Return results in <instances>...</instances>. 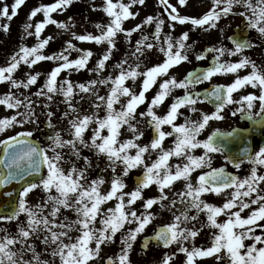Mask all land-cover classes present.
Masks as SVG:
<instances>
[{
  "label": "snow or ice",
  "instance_id": "obj_1",
  "mask_svg": "<svg viewBox=\"0 0 264 264\" xmlns=\"http://www.w3.org/2000/svg\"><path fill=\"white\" fill-rule=\"evenodd\" d=\"M73 2L74 0H55L54 3L34 8L29 13V20L38 13H43L45 19L35 25L26 23L24 30L28 36L34 35L37 43L32 47L21 46L10 57L7 66H0V84L7 83L10 89L0 95V105L7 110H16L14 114L0 118V133H5L17 125L39 122L31 97L22 92L19 95L17 93L20 89H30L36 85L41 73L27 72L24 79H17L14 74L22 64L31 69L41 61L59 62L47 74L43 86L34 95L46 97L48 101H52L55 95H60L68 109L63 113L68 119L67 138L62 131L56 130V125L52 122L55 113L49 110L46 113L47 127L52 130V134L47 136V146L34 143V132L31 130L21 131L0 140V148L3 149V158L0 159V188L5 189L0 192V196L7 197L6 201L0 203V222H16L15 233L0 228V232L5 233L0 236V264H54L57 258L60 264H91L100 258L102 246L116 242L117 233H121L120 251L109 256L106 264H132L130 256L133 245L155 218L152 209L157 204L161 209L167 208L172 212L173 221L160 228L155 235L146 237L142 247L148 249L151 242L165 248L176 245L174 252L164 254L161 264H173L178 253L184 254L183 264H197L198 259L213 255L217 261L225 260L227 264H264V223H260L264 221V147L254 153L245 149L253 167L249 175L241 178L226 172L222 167L212 168L211 157L212 153H224L218 137L239 136L242 134L241 130L224 133L217 129L204 140L198 138L210 121L225 118L223 109L227 104L240 105L232 115L240 112L249 120L259 117L257 122L264 124V68L249 60L247 56H242L238 62L221 61L226 54L242 55L246 49L257 45L242 32H237L228 37L234 45L233 48L229 49L220 44L196 53L197 60L207 59L209 53L215 54L207 68L190 71L183 79L169 75L170 69L185 62L191 63L189 53L193 52L196 42L189 43L190 31L196 28L204 31L215 29L224 16H244L245 27L255 29L264 37V0H213L211 9L199 18L181 15L178 7L170 3V0H159L168 17L167 33H164L166 21L162 14L147 16L132 29L124 28L126 20L139 15L130 9L136 4L144 5L145 0H130L127 4L123 3V0H116L115 3L113 0H104L101 10L111 19L107 24L96 25L101 30L100 34L72 33L76 40L108 45L95 66L88 69L97 73L98 78L75 84L67 78L58 82V77L65 71L78 72L88 68L93 52L78 49L68 41L60 52L45 55L43 50L53 37L41 38L43 30L49 24L65 31L70 30L69 24L55 20L52 13L66 11ZM24 4L25 0H14L11 6L5 3L0 7V19L6 17L11 21ZM186 4L187 0H178L179 6ZM236 6L245 11L234 12ZM93 10H96L95 6ZM153 23L154 42L142 33L145 25ZM177 23L190 24L192 29L182 32L179 36H173L172 32L175 31ZM0 27L7 32L9 25ZM33 27L34 32L29 31ZM134 32H141V38L135 42L134 50L129 54V57L136 58L135 61L129 63V57H125L112 65L114 69L119 70L118 74L103 77L101 74L108 67L107 62L111 60L117 47L118 35L123 34L131 45ZM153 49L163 54L164 61L147 68L146 71H140V59ZM72 51L80 53L78 58L70 59ZM249 65L252 71L248 75H237L229 85L214 84L211 90H205L204 99L215 102L213 113H203L199 120L185 118L183 123H176L177 119L184 115L180 111L182 107H189L192 112L197 111L196 105L201 93L194 91L196 85L211 82L217 75L237 73L239 69ZM139 77H143V81L142 88L137 93L126 86V81H135ZM158 77L167 78L161 80L159 89L148 101L147 110L137 113L138 107L147 100L145 93L156 84ZM98 85L109 86L105 95L99 94ZM246 85L259 88L260 94H245L234 100L233 93ZM176 89H183L184 95L174 97L166 115H158L155 109ZM77 96L80 100L89 101L90 111H85L79 101L73 103ZM123 97L127 98L124 102ZM257 103L260 111L254 114L252 109ZM116 105H119V108L115 107ZM21 107L25 111L20 112ZM45 107L50 108V105ZM101 111L104 112L103 116L100 115ZM138 116L149 118L146 126L152 129V139L148 144L142 145L138 142L144 136V131L138 127ZM165 125L170 126L171 130L165 131ZM124 126L132 133L130 139H120ZM89 132L90 135H86ZM167 137H175L173 147H164ZM64 149H68L71 156L83 160L84 166L77 167L73 162L70 169L65 171L62 166ZM82 149L94 151L96 156L106 158L104 171L111 170L110 189L106 193L101 190L106 183L103 174L89 179L93 161L82 154ZM196 149H203V154L195 155ZM151 152H158V156L149 164L145 160V154ZM173 157L183 162L170 164L169 161ZM226 160L237 169L243 163L237 157L226 156ZM140 167L144 170L143 174L135 178L134 188L125 192L124 189L128 187L125 177H128L133 169ZM204 167L211 170L202 172L194 180L193 173ZM117 168L121 169L119 174ZM14 182L19 185L15 192L7 188ZM177 182H182V189L176 191V198L169 199L168 193ZM153 184L157 186L159 195L146 198L144 190ZM36 189L45 193V199L32 204L28 196ZM227 189H232L230 198L222 206L208 203L203 198L209 193L221 195L222 191ZM113 199L117 201L115 207L105 209L103 205ZM137 201H142L143 211L134 207ZM253 205L256 207L253 208ZM244 209H251L247 217L241 216ZM66 211L72 212L75 218L70 219L65 214ZM193 211L195 214H192ZM201 213L206 216L204 221L200 219ZM221 214L227 216L224 222H218L217 218ZM21 216L24 217L22 221ZM97 224L100 226L97 227ZM126 225L135 227L123 231ZM205 228L217 229L218 232L212 233L210 247H198L196 238ZM257 228L262 234H256ZM72 232L79 234L73 237ZM37 240L43 245L40 251L37 250ZM246 240L253 243L246 244ZM221 252L223 255H220ZM46 254L51 259L43 258Z\"/></svg>",
  "mask_w": 264,
  "mask_h": 264
},
{
  "label": "rangeland",
  "instance_id": "obj_2",
  "mask_svg": "<svg viewBox=\"0 0 264 264\" xmlns=\"http://www.w3.org/2000/svg\"><path fill=\"white\" fill-rule=\"evenodd\" d=\"M14 2V0H0V7H2L5 3H7L9 6ZM55 0H25V4L20 7L18 10V14L13 17L11 21H8L7 18L0 19V26H3L4 24H8L9 28L8 31H3L2 27H0V49H4L5 52H1L0 54V66H7L10 57L19 50L21 46H29L32 47L37 43V38L32 35L28 36L25 33L24 25L26 23H31L35 25L36 23L43 21L45 19L43 13H38L36 17L29 20V13L36 7L41 5H47L54 3ZM115 3L116 0H113ZM130 0H123V3L127 4ZM170 3L173 5H176L178 7V11L181 13V15H188L190 17L199 18L203 14H205L207 11H209L212 7L213 0H187L186 6H179L178 0H170ZM95 6L96 10H93V7ZM104 6V0H74L73 4L64 12H54L52 13V17L57 21H63L70 26L69 31H65L63 29L58 28L56 25L49 24L46 26V28L43 30L41 34V38H45L48 36L53 37V39L49 42V44L46 46V48L43 50L45 55H51L53 53L60 52L66 47V42L71 41L72 44L76 45L78 49L83 50H91L93 52V56L89 59L88 62V68L82 69L80 71H71V72H62L60 76L58 77V82L60 80H63L65 78L70 79L74 84L75 83H85L91 79H96L97 73L91 72L88 69L93 68L97 62L98 59L101 58V56L104 54V52L107 50L108 45L106 43L97 44L95 42H88V41H79L73 38L72 33H76L77 35H84V34H92V35H99L100 29L96 27L97 24H107L110 21V17L106 15L105 12H103L101 9ZM133 12H138L139 15L136 16L134 19L129 18L124 22V28L126 29H132L137 24H140L143 22V20L147 16H160L162 14V18L165 19L166 23L164 26V33L169 32L168 28V17L167 13L164 12L163 6L159 3V0H145L144 5L136 4L131 9ZM234 12L240 13L245 11L242 7L236 6L233 9ZM11 12V7H10ZM71 18V19H70ZM245 19L244 16L236 14V15H228L224 16L220 19L218 22V26L215 29H209L208 31H204L203 29L196 28L192 29V25L185 24L180 25L177 23L175 31L172 33H182L184 31H190V33H233V30L235 28L240 27V24L242 23V20ZM207 27V26H206ZM34 27L32 29H29V31L34 32ZM222 30V31H221ZM144 31H148L149 33H152L155 31V24L151 25H145V27L142 29V33ZM138 33L141 32H134V35H136V41L139 38ZM135 40H131V45H135ZM117 47L113 51V55L111 60H109L108 67L106 70L101 74L103 77H107L109 75L115 76L118 74V69H114L112 65L118 63L121 59L125 57H129V51L127 52L124 47L131 46L128 43V40L124 37L123 34H119L117 37ZM7 49V50H6ZM10 49H13L12 52ZM80 53L76 51H72L70 54V59H76ZM56 63L59 62H53V61H41L38 64H36L33 68L29 69L26 65H21L20 68L16 71L14 74L15 78L17 79H24L25 74L27 72H32L35 74L36 72H40L41 75L38 78L37 84L33 85L30 89H20L18 91V95L20 92H22L24 95H27L31 97V99L34 101L33 107L36 112V116L38 117V124L36 123H25L23 126L17 125L5 133H0V140L6 139L9 136L16 135L18 132L21 131H27L31 130L34 132V137L39 136L40 132L44 131V127L47 126V116L46 113L51 110L55 113V115L52 118L53 124L56 125L57 131H62V133L65 135V138H67V128H68V119L63 116V113L67 111V105L63 102V97L60 95H55L54 99L52 101H48L46 97H37L34 95L36 91L39 90L40 87L43 86L47 74L51 71L53 67H55ZM142 71V68L140 69ZM142 77L137 78L135 81L128 80L126 81V86L131 88L133 91H136L137 87H140L142 85L141 83ZM109 86L108 85H98L97 90L100 95H105L108 91ZM9 85L7 83L0 84V95H3L9 91ZM17 91V90H13ZM23 98L22 96L20 97ZM127 98L123 97L122 102H124ZM79 101L80 106L85 111H90L89 109V101L87 100H80V97L77 96L73 103H76ZM45 105H50L49 107H45ZM115 107L119 108V105H116ZM16 110H7L4 106L0 105V118H3L5 116H10L14 114ZM20 112L25 111L23 107L19 109ZM100 115L103 116L104 112L101 111ZM52 134V130H51ZM105 135L107 134L105 130ZM86 135H90V132ZM132 137V133L127 131V126H124V128L121 129V136L120 139H130ZM49 142L47 141V144ZM68 149H64L67 151ZM1 152V148H0ZM82 154L88 156L93 161V168L89 172V179L95 178L99 174H103L106 178V183L102 186V192H107L110 189V176H111V170L109 169L107 172L104 171L106 167V158L103 156H96L94 151H90L88 149H82ZM133 154H135V150L133 151ZM94 155V156H93ZM94 157V158H93ZM93 158V159H92ZM75 162L77 167H83L84 162L81 160L78 162L77 160L70 158L65 154L64 161L62 162V166L65 169V171H68L72 165V163ZM143 168H137L135 171L137 173L140 172ZM120 168H117V173H120ZM125 192L131 191L129 187L124 189ZM53 194L55 195V191L53 190ZM150 196V195H148ZM146 198H151L150 197ZM176 198L175 195H169V199ZM205 199V197H203ZM43 199H45V196L42 195V191L40 189H36L33 192L29 193L28 200L32 204L40 203ZM117 201L115 199L108 201L103 207L105 209L109 207H115ZM142 201H137L136 205L134 206L138 211H143L142 207ZM179 207V205H178ZM254 207H256L254 205ZM238 209H233V211H236ZM152 211L155 214V218L152 220V222L146 227L145 231L140 234L136 240V242L133 245V250L131 252L130 259L132 261V264H161V260L165 253L174 252L176 250V245H172L169 249H162L155 246H150L148 252L144 253L140 249V243L143 237L152 235L155 230L159 226H166L173 221V215L172 212L169 211L167 208L161 209L159 204L154 205ZM66 213V215L69 216L70 219H73V213ZM192 214H195L193 211ZM203 213H201V221L205 220V217L203 218ZM227 219L226 215H223L222 221L224 222ZM20 220H24V217L21 216ZM260 223H264V221H261ZM100 225L97 224V227ZM135 227V225H126L125 229L123 231H127L128 228ZM0 228H6L9 232L15 233L16 231V222L13 221L11 223L8 222H0ZM213 232H218L217 229H209L205 228L204 231L196 238V245L198 247H210L211 246V235ZM5 233L0 232V236H3ZM78 232H72L71 235L73 237L77 236ZM256 234L260 235L262 234L261 230L258 228L256 229ZM117 235H120L121 239V233H117ZM38 248L37 250L40 251L41 248H43V245L40 244V241H36ZM246 244H251L253 241L246 240ZM258 247L261 245H257ZM94 247V245H93ZM138 247V248H137ZM121 248L120 240L116 238V242L111 245L102 246V251L100 254V258L97 260H94L91 262V264H106L105 260L109 256H113L115 254H118ZM220 255H223V252L220 253ZM43 258L51 259L49 256L45 255ZM185 257L184 254L178 253L176 255V258L173 262V264H183ZM54 264H60L59 259L57 258L54 262ZM197 264H227L225 260L217 261L216 256H210L204 259H198Z\"/></svg>",
  "mask_w": 264,
  "mask_h": 264
},
{
  "label": "flooded vegetation",
  "instance_id": "obj_3",
  "mask_svg": "<svg viewBox=\"0 0 264 264\" xmlns=\"http://www.w3.org/2000/svg\"><path fill=\"white\" fill-rule=\"evenodd\" d=\"M242 21H245L243 19ZM246 25V23H245ZM247 30L248 33H243V35L247 36L248 39H250L254 44H256V47L248 48L246 49L243 54H238L236 56H228L227 54L221 58V61H228V62H238L240 59H242V56H247L249 60L255 62L258 66H261L264 68V37H261L260 34L255 29L250 28H244ZM152 33H149L148 31H144L143 35L149 36V40L152 41ZM181 33H172L173 36H179ZM190 34V41L189 43H192V41H195L193 52L189 53L191 63H182L179 66H176L169 70V75H175L177 79H183L184 76L193 70L196 69H204L207 68L211 61L212 57L215 55L214 53H209L208 58L204 60H197L195 58L196 53H199L203 51L207 47L212 46H219L220 44L225 45L229 49L233 48L234 45L232 42L228 39L230 36H234L236 33H189ZM139 38H141V33H138ZM163 36V33H162ZM132 40V39H131ZM154 42V41H152ZM124 49L129 54L134 50V45L126 46ZM135 57H129V63H133L135 61ZM165 57L162 53H159L157 49L151 50L145 57H142L139 61L141 64L142 71H146L147 68L152 67L155 64L162 63L164 61ZM140 68V69H141ZM252 71L251 66H247L244 68H241L237 71V73H230L227 75H217L212 78L211 82H205L199 85L195 86L194 91L201 93V98L198 101L196 108V112H192L189 107H182L180 111L184 114L183 116H180L176 123L180 124L183 123L185 118H188L189 120H199L203 113H213L215 111V102L211 100H205L204 94L205 90H211V86L214 84H223V85H229L231 84L236 76L243 77L245 75H248ZM167 77H158L157 82L153 87L145 93L147 100L144 104L140 105L137 109V113L143 112L147 110L148 107V101L151 100V98L155 95L157 90L159 89V84L161 80L166 79ZM143 81V77H142ZM141 81V83H142ZM142 85L140 87L136 88L137 93L141 90ZM245 94H260L259 88H253L250 85H246L245 87L241 88L238 92L233 93V99L238 100L242 95ZM184 95L183 89H176L174 90L173 94L169 96L162 105H160L158 108L155 109L158 115H166L169 105L172 103L174 97L176 96H182ZM238 107H240L239 104H227L225 108L223 109V120H212L209 122L208 126L201 132L200 136L198 137L201 140L206 139L209 135H211L214 131L219 129L221 132L227 133L232 132L234 130H241V135L234 136V137H218V141L221 143V146L224 148V153H212V168H224L226 172L231 173L232 175L239 176L241 178L247 176L250 174V169L253 167V165L248 160V155L245 153V149H250L253 153L257 151L260 147H264V124L258 123L259 117H255L253 120H249L246 118L245 115H242L240 112H236V115H232V112H234ZM259 104L257 103L256 106L252 109V112L259 113ZM140 124L138 127L144 131L143 138L138 141L140 144H148L150 143L152 139V129L148 128L146 126V121L149 119L148 117H139ZM165 131H169L170 126L165 125L164 126ZM48 132V131H47ZM175 137H167L164 141V147L170 148L173 147V141ZM134 151V150H133ZM195 155H202L203 149H196L194 150ZM158 152H151L150 154H145V160L147 163H151L155 159H157ZM226 156L229 157H237L239 160H242L243 163L241 164V167L239 169L235 168L233 164L229 163L226 160ZM183 161L180 159H177L176 157H173L169 163L170 164H177L182 163ZM136 169H133L129 176L127 177V184L129 188L132 190L135 186L134 178L136 176L143 174V169L140 170L139 173L135 171ZM211 169L208 167H204L202 169H198L196 172L193 173V179L200 175L202 172L210 171ZM264 187V185H262ZM182 189V182H177L172 191H169V195H175L176 191ZM232 189H227L222 191L221 195H215L214 193L206 194L205 200L208 203L214 204L216 206H222V204L230 198V193ZM145 196H152L157 197L159 195L158 188L155 184L151 185L149 188L144 190ZM148 196V197H150ZM253 208L254 205L252 206ZM251 209H244L243 212H241L242 217H247L250 214ZM224 214H221L217 219L218 222L222 221Z\"/></svg>",
  "mask_w": 264,
  "mask_h": 264
},
{
  "label": "water",
  "instance_id": "obj_4",
  "mask_svg": "<svg viewBox=\"0 0 264 264\" xmlns=\"http://www.w3.org/2000/svg\"><path fill=\"white\" fill-rule=\"evenodd\" d=\"M33 142L34 143H38L37 141H34V140H33ZM2 153H3V149H2ZM2 158H3V155L1 154L0 159H2ZM7 188L12 190L13 192H15L19 188V185L15 184V182H14L12 185L7 186ZM3 191H5V189L4 188H0V192H3ZM6 200H7V197L0 196V203H3ZM143 242H144V240H143Z\"/></svg>",
  "mask_w": 264,
  "mask_h": 264
}]
</instances>
